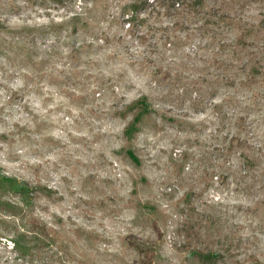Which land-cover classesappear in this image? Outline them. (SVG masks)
Listing matches in <instances>:
<instances>
[{"label":"rangeland","instance_id":"374dc122","mask_svg":"<svg viewBox=\"0 0 264 264\" xmlns=\"http://www.w3.org/2000/svg\"><path fill=\"white\" fill-rule=\"evenodd\" d=\"M129 1L0 0V264H264V31Z\"/></svg>","mask_w":264,"mask_h":264},{"label":"trees","instance_id":"16d2710c","mask_svg":"<svg viewBox=\"0 0 264 264\" xmlns=\"http://www.w3.org/2000/svg\"><path fill=\"white\" fill-rule=\"evenodd\" d=\"M45 1L41 0V2ZM51 1L55 5H61L70 0ZM247 1L252 0H235V2L234 0H152V3L147 2V0H130L125 5L124 12L129 13L126 20H128L129 26L131 25L132 27L137 22L143 23L145 21V17H141V14L146 12L147 7L155 10L156 15L174 19L171 25L173 29H188L180 22L179 17L188 19L197 17L201 21L199 28L203 32H210L213 27L219 29L224 25L235 24L239 29L236 39H234L235 45L246 48L249 45L248 37H257L261 31H264V17H261L257 22L242 20L238 11ZM246 68L248 70L246 77L249 79L248 81L256 82L258 76L262 73V69H264V45L257 49L256 52L248 54ZM242 146L243 142L235 137L230 140L228 147L225 149L231 150L233 147L240 148ZM244 158H246V155ZM193 248H195L192 251L195 264H240L233 259L225 260L219 251L213 252L211 249L207 250L200 247Z\"/></svg>","mask_w":264,"mask_h":264}]
</instances>
